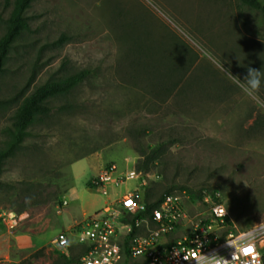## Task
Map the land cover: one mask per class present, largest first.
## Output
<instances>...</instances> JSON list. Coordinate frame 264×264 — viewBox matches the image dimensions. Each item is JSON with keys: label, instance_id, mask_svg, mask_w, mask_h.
I'll list each match as a JSON object with an SVG mask.
<instances>
[{"label": "rangeland", "instance_id": "1", "mask_svg": "<svg viewBox=\"0 0 264 264\" xmlns=\"http://www.w3.org/2000/svg\"><path fill=\"white\" fill-rule=\"evenodd\" d=\"M11 4L0 0V35ZM24 16L28 29L0 76V147L9 98L79 70L92 75L53 97L49 116L0 161V208L17 216L14 226L0 222V264H49L56 231L138 186L128 178L103 195L91 174L108 163L136 170L152 148L147 171L136 170L142 197L177 194L188 218H206L216 199L225 231L264 220V81L248 96L220 67L240 79L248 67L264 72L256 10L238 0H33ZM188 231L185 218L164 238Z\"/></svg>", "mask_w": 264, "mask_h": 264}, {"label": "built area", "instance_id": "2", "mask_svg": "<svg viewBox=\"0 0 264 264\" xmlns=\"http://www.w3.org/2000/svg\"><path fill=\"white\" fill-rule=\"evenodd\" d=\"M128 178L137 179L138 186L145 184L140 171L133 168L116 171L111 163L101 166L89 177L88 183L106 195L108 186H117ZM138 186L126 189L105 201L100 209L56 231L49 239L52 249L68 255L70 245L82 247L76 264H195L194 261H185L184 254L191 256L193 251H202L206 255L215 253L231 259L234 248L226 241L239 246L256 237L259 238L256 250L260 253L261 264H264V220L240 231H226L220 237L227 217V213L222 215L223 204L216 199L209 200L206 218L196 213L188 218L181 209L178 195L168 191L161 193L157 205L147 215H135L146 207ZM60 201L65 203L62 198ZM185 218L189 231L179 239L167 241L164 235ZM0 222L14 226L17 216L9 209L0 208ZM132 226L136 231L128 234ZM200 264H206V261L201 260Z\"/></svg>", "mask_w": 264, "mask_h": 264}, {"label": "trees", "instance_id": "3", "mask_svg": "<svg viewBox=\"0 0 264 264\" xmlns=\"http://www.w3.org/2000/svg\"><path fill=\"white\" fill-rule=\"evenodd\" d=\"M33 0H12L11 8L8 13V17L5 20L2 28L3 32L0 35V76L4 70V60L8 54L9 49L14 45L22 31L28 29L27 21L25 20L24 12ZM243 6L256 10L264 20V0H238ZM92 75V71L89 69L79 70L67 76H60L52 81L45 82L38 85L30 92L18 96L9 98L15 103L12 113V121L9 128L5 129L7 138L3 140V144L0 147V161L3 158L12 155L18 147L21 146L23 137L28 132V127L35 125L37 122H41L44 118L49 116L51 107L49 101L56 96H63L69 94L76 87H78L84 80L88 79ZM70 105H61V109H67ZM59 108V109H60ZM139 155H143V159L135 163L136 170L147 171V163H149L156 155L155 150L152 148L149 152L141 151ZM89 185V183H88ZM168 191V190H165ZM169 192V191H168ZM162 193V192H161ZM161 193L154 200H147L145 195L142 200L146 205L145 210L135 215H147L150 209L156 206L158 198ZM227 223V217H225ZM136 230L132 226L128 234L134 233ZM226 233L222 231L220 237ZM73 246L69 247L72 250ZM82 247L77 246V250L72 254V251L68 255L58 253L49 264H76L77 257Z\"/></svg>", "mask_w": 264, "mask_h": 264}, {"label": "clouds", "instance_id": "4", "mask_svg": "<svg viewBox=\"0 0 264 264\" xmlns=\"http://www.w3.org/2000/svg\"><path fill=\"white\" fill-rule=\"evenodd\" d=\"M220 67L226 76L230 78L231 82L240 88L244 94L253 96L259 93L262 81H264V72H261L260 69L248 67L247 74L243 79H240L238 76L232 75L229 70L223 68V62H221ZM226 212L227 208L222 209L223 216L226 215ZM257 239L259 238H250L239 246H234L226 241V244L234 248V251L231 252V259L215 253L206 255L202 251H193L191 256L184 254L183 259L189 262L194 261L195 264H200L201 260L206 261V264H237V261H240V264H261L260 253L256 250ZM241 257L245 259L241 260Z\"/></svg>", "mask_w": 264, "mask_h": 264}, {"label": "crops", "instance_id": "5", "mask_svg": "<svg viewBox=\"0 0 264 264\" xmlns=\"http://www.w3.org/2000/svg\"><path fill=\"white\" fill-rule=\"evenodd\" d=\"M94 174V173H93ZM92 175V174H91Z\"/></svg>", "mask_w": 264, "mask_h": 264}]
</instances>
